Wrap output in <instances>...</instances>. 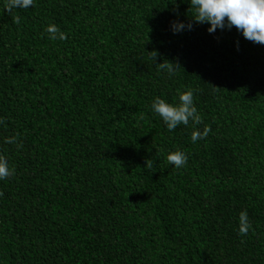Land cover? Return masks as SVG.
I'll return each instance as SVG.
<instances>
[{
	"label": "trees",
	"instance_id": "obj_1",
	"mask_svg": "<svg viewBox=\"0 0 264 264\" xmlns=\"http://www.w3.org/2000/svg\"><path fill=\"white\" fill-rule=\"evenodd\" d=\"M192 15L187 0H0V264H264V45L235 26L173 34ZM187 90L201 122L169 131L151 103Z\"/></svg>",
	"mask_w": 264,
	"mask_h": 264
},
{
	"label": "clouds",
	"instance_id": "obj_2",
	"mask_svg": "<svg viewBox=\"0 0 264 264\" xmlns=\"http://www.w3.org/2000/svg\"><path fill=\"white\" fill-rule=\"evenodd\" d=\"M193 11L192 21L185 23L182 20L170 22V30L173 34L190 31L193 22L207 24V31L213 33L216 30H231L235 26L242 37L253 43L264 45V0H187ZM33 0H6V10L13 8H29ZM45 31L52 40H64L66 33L56 25L46 26ZM170 64V63H169ZM166 67L164 63H159ZM172 65V64H171ZM169 71H172L169 68ZM151 111L160 117L165 127L172 131L178 125H188L191 121L194 125L201 122V116L193 101V91L187 90L177 93V102L168 103L160 97H155L151 103ZM207 128L203 131L193 130L191 140L195 143L207 135ZM12 142V141H9ZM169 165L177 168L184 165L187 156L182 151H173L167 155ZM14 169L9 167L8 161L0 156V180L11 176ZM250 228L247 213L240 215V232L246 233Z\"/></svg>",
	"mask_w": 264,
	"mask_h": 264
}]
</instances>
